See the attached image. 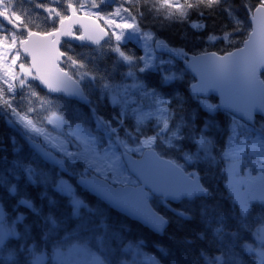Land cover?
Here are the masks:
<instances>
[{"label":"trees","instance_id":"obj_1","mask_svg":"<svg viewBox=\"0 0 264 264\" xmlns=\"http://www.w3.org/2000/svg\"><path fill=\"white\" fill-rule=\"evenodd\" d=\"M37 2L59 4V10L67 11L69 0L53 4L50 0H17V10L27 13L33 30L45 32L55 24L35 8ZM70 2L78 6L82 0ZM248 2L255 5L258 0ZM117 6L130 7L126 0H114L113 5L102 6V16ZM237 17L243 21L242 28ZM121 18L129 19L126 13L117 20ZM250 18L243 0H220L211 8L200 5L187 18L166 17L145 6L135 19L137 27L152 34L155 48L161 44L171 52L155 50L154 67H144V51L134 41L119 44L110 36L99 48L64 42L63 68L76 79L78 74L84 77L82 86L91 100L89 106L44 92L37 79L19 87L15 94L6 92L0 97V208L6 214L5 223L16 231L1 247L0 264H32V251L52 257L55 249L76 244L102 253L108 264H121L129 258V246L146 252L158 264H236L237 258L243 264H257L255 255H246L244 246L254 244L257 230L264 227V203L255 202L247 214L241 213L225 184V161L220 157L226 148L232 116L215 97L209 99L213 109H208L202 103L204 99L191 93L194 79L184 68L182 58L176 56L178 52L224 55L240 48L251 32ZM99 21L106 27L103 19ZM193 22L199 27L194 28ZM0 28L10 30L2 20ZM169 74L174 78L166 79ZM135 84L140 89L129 92L132 102L124 105L111 99L112 93L125 87L130 90ZM150 96L168 115L169 127L163 135L159 134L162 122L155 117L139 120V110L147 108ZM14 113L39 127H47L48 119L58 115L94 133L95 120L99 119L117 129L131 146L156 136V151L187 172L198 174L209 197L178 204L154 198L153 208L169 221L164 235H156L81 189L76 180L85 175L82 162L63 159L48 147L62 159L60 165L52 166L40 158L24 135L38 140L15 121ZM260 126H264V119L258 117L255 127ZM43 173H48L51 180H43ZM59 177L73 184L91 210L81 208L75 213L69 197L56 189ZM21 199L30 200L32 207L20 203Z\"/></svg>","mask_w":264,"mask_h":264},{"label":"water","instance_id":"obj_2","mask_svg":"<svg viewBox=\"0 0 264 264\" xmlns=\"http://www.w3.org/2000/svg\"><path fill=\"white\" fill-rule=\"evenodd\" d=\"M250 22L251 32L240 48L224 55L215 52L187 55L182 59V63L194 79L190 86L193 95L203 99L215 97L225 112L249 126H255L257 117L264 119V80L258 77L255 83H250L247 77L248 65L237 63L246 58L259 57L264 51V31L260 30L258 23H252L251 18ZM96 23L104 27L99 20ZM77 31L79 34H85L79 25L74 28V32ZM97 35L95 26L90 25L85 39L61 37L57 48L62 52L64 42L99 48L110 39V35L103 36L99 42L94 43L88 38ZM64 58L63 54L54 66L50 65L45 69V74L49 76L52 84H46L38 79L40 88L52 96L89 106L91 100L82 85L64 70ZM254 66L257 73L264 72V64L259 61H255ZM24 138L46 163L59 166L54 154L42 143L25 135ZM122 159L128 172L138 181V185L108 187L98 183L97 176L92 174L79 176L76 184L117 213L139 223L156 235H164L169 221L153 208L151 202L154 198L178 204L183 200L193 201L196 198L209 197V192L202 185L198 174L186 172L172 160L160 156L153 148L146 150L140 157L124 152Z\"/></svg>","mask_w":264,"mask_h":264},{"label":"rangeland","instance_id":"obj_3","mask_svg":"<svg viewBox=\"0 0 264 264\" xmlns=\"http://www.w3.org/2000/svg\"><path fill=\"white\" fill-rule=\"evenodd\" d=\"M50 1H52L53 4V2L56 3L58 0ZM90 2L91 0H82L81 3ZM97 3L101 4L99 10H88L93 13L98 11L99 15L102 16V6L113 5L114 0H97ZM79 14L83 15V11ZM119 20L125 19L121 18ZM109 30L111 31V29ZM115 41L119 44H125L128 41L137 42L144 51L143 62L145 68H152L156 65L155 50L158 52L171 53L168 48L161 44H158L155 48L152 34L141 32L136 22L135 27L124 30L120 39L118 41L115 39ZM177 54L176 56L182 59H185L187 56L184 52H178ZM173 78L174 76L171 74L166 75V79L168 80ZM31 80L32 79H26L23 85ZM77 80L82 84L84 82V77L78 74ZM0 84L6 87L2 81H0ZM19 87H21V85L17 83L16 90L12 94H15ZM136 89H140L139 84L133 85L130 90L125 87L116 93H112L111 99L116 103L127 105L132 102L129 92L136 91ZM153 97L154 96H150L148 98L147 108L139 110V120L143 122L155 117L162 122L163 129L159 134L163 135L169 127L168 115L161 103H156ZM202 103L206 108L213 109L211 100L204 99ZM13 116L15 121L25 131L38 141H41L46 147L52 149L55 153L60 154L63 159L67 158L70 162L75 163L82 162L85 166L84 176H86L87 173L97 176L95 169L80 155V152L83 150V144L91 143L98 152L107 154L111 158L108 161L110 166L112 164L117 165L118 172L123 178V182H116L115 186L138 185V181L128 172L124 165L121 157L122 153L128 152L135 157H140L143 155L144 151L155 147L157 139L156 136L143 138L139 145L131 146L117 134V129H113L109 124H103L99 119L95 120V130L97 133H94L81 124L71 125L58 115H52L48 119L47 127H39L27 119L31 122L29 126V124L21 119L23 116L15 113ZM231 118L232 125L230 134L226 140L225 151L220 157L225 161V184L240 209L241 197L248 199L251 206L255 202L264 203L260 200V197L264 196V126L256 128L234 117ZM34 129H43L47 136L38 134ZM234 129L239 130L238 135H234ZM60 160L62 161V159ZM42 176L43 180H51L48 173H43ZM56 189L69 197L76 214L79 213L81 208L91 210V207L78 196L73 184L65 178L59 177L57 179ZM77 201L79 202L78 204ZM0 212L3 213L1 208ZM5 221L4 217L3 226L11 228ZM2 245H0V258ZM251 246L253 248L252 254L255 255L257 264H259V252L264 251V227L257 230L255 234V243ZM126 251L129 258L124 260L121 264H158L152 256L141 249L129 246L126 248ZM51 260L52 264H108L102 253L94 252L88 246L82 244L57 248L53 251L52 257H49L48 254L37 253L35 251L31 253L32 264H47Z\"/></svg>","mask_w":264,"mask_h":264},{"label":"snow or ice","instance_id":"obj_4","mask_svg":"<svg viewBox=\"0 0 264 264\" xmlns=\"http://www.w3.org/2000/svg\"><path fill=\"white\" fill-rule=\"evenodd\" d=\"M126 3L130 7L117 6L113 12L102 17L98 11L93 13L88 10H99L101 8V4L97 3V0H91L90 3H80L78 6L69 0L66 4L67 11L59 10V4L52 6L37 2L35 8L46 13V18L55 24L52 30L39 32L33 30L29 24L27 13L22 9L17 10V0H0V20L10 29L3 30V28H0V81L6 85V87H0V97H3L6 92L9 94L14 93L17 83L23 86L26 79H39L46 84H52L49 76L45 74V69L50 65L54 66L55 62L63 57V52L57 48V45L61 42V37H74L77 40L85 39L89 26L94 25L98 35L95 37L88 36L94 43L99 42L103 36L109 35L118 41L124 30L135 27V19L142 15L145 6H151L156 12H163L166 17L178 15L187 18L198 6L207 5L211 8L218 5L220 0H183V2L181 0H126ZM243 3L248 10L252 23H258L260 30L264 31V0H258L255 5L248 2V0H243ZM134 10L136 11L134 12ZM81 11H83V15H79ZM122 13L128 14L129 19L117 20V17H120ZM199 14L203 15L202 12ZM101 19L104 20L106 27H101L96 23ZM236 20L242 28L243 21H240L238 17ZM76 25H79L85 34L77 35L74 32ZM193 27H199V25L193 22ZM255 61L264 64V51L261 52L259 57H250L237 62L248 65L247 77L250 83H255L258 77H264V72L257 73L254 66ZM57 71L60 70L57 69ZM63 75L67 74L63 73ZM21 119L29 126L31 125L26 117H21ZM254 120L255 116L253 115L252 122ZM34 131L47 136L43 129H34ZM238 134L239 130L234 129V135ZM80 155L95 169L98 183L113 187L116 182H123L117 165L112 164L110 166L108 161L111 158L107 154L98 152L91 143L83 144ZM12 191L15 193V187ZM260 200L264 202V196H261ZM20 203L27 205L29 208L32 207V203L28 199H21ZM250 207L249 200L241 197V213L246 214ZM5 215V213L0 212V245L6 239L16 235L14 227L7 228L3 226ZM244 247L246 255L252 254L253 248L250 244H245ZM236 264H243L242 259L237 258ZM259 264H264V251L259 252Z\"/></svg>","mask_w":264,"mask_h":264}]
</instances>
